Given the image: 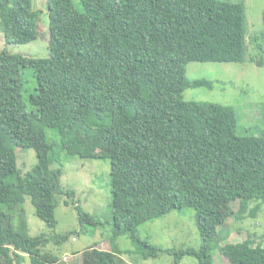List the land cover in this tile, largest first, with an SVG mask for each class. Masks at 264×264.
<instances>
[{"label":"trees","instance_id":"trees-1","mask_svg":"<svg viewBox=\"0 0 264 264\" xmlns=\"http://www.w3.org/2000/svg\"><path fill=\"white\" fill-rule=\"evenodd\" d=\"M46 1L50 56L0 53V264H22L26 256L31 264L61 261L42 252L46 235L30 236L24 205L31 197L36 215L57 227L59 199L76 197L62 184L64 152L110 160L114 236L128 235L145 259L165 250L143 239L140 226L189 208L202 247L181 251L179 258L215 264L219 249L228 264H264V243L247 238L216 245L227 218L222 207L240 200L241 219L248 203L257 202L252 217L261 210L264 135H240L232 106L184 98L188 88L202 84L189 81V63L245 62V0ZM0 16L6 44L39 37L41 11L33 0H0ZM28 69L37 80L31 110L23 94ZM50 131L59 143L49 142ZM18 148L34 149L38 157L24 177ZM77 208L82 225L100 224ZM82 255L83 264L124 261L106 242Z\"/></svg>","mask_w":264,"mask_h":264},{"label":"rangeland","instance_id":"rangeland-1","mask_svg":"<svg viewBox=\"0 0 264 264\" xmlns=\"http://www.w3.org/2000/svg\"><path fill=\"white\" fill-rule=\"evenodd\" d=\"M76 4L79 5L78 0ZM245 5L248 44L245 62L189 63L187 67L189 81L202 82V84L188 88L184 92V98L187 101L232 106L237 114L240 135L263 136L264 65H259L258 62H264V35L262 34L264 32V0H245ZM33 7L41 11L39 37L29 44H6L4 32L0 26V53L6 49L10 54L29 58L50 56V18L47 1L33 0ZM257 37L259 41L256 42ZM23 77L25 85L23 94L31 110L29 99L36 92L37 80L31 69L25 70ZM53 133V131L49 133V142L59 143V138ZM57 150L59 151L60 148L58 147ZM17 156L23 177L34 170L38 164L34 149L18 148ZM60 158L65 166L62 184L66 189L75 191L76 197L72 199L63 196L59 199L60 204L56 209L57 227L54 229L47 227L36 215L31 197H26L24 205L30 236L46 235L49 239V244L43 248L42 252H52L57 255L61 259L58 264H83V257L75 256L78 250H87L106 242L124 260L123 264H200L196 256L185 255L179 258L178 255L187 249H194L197 252L201 250L202 239L194 209H176L140 226L139 234L143 239L165 250L159 253L158 257L145 259L143 250L128 235L119 238L114 236L110 160L108 158L82 159L78 156H70L66 152ZM56 162L53 168L59 167L60 161ZM66 200L70 202L69 206L65 205ZM256 205L257 202L248 203L249 211L242 219L239 214L240 200L232 206L220 209L224 211V218H227L220 228L222 234L216 243L218 247L237 244L247 238L254 240L256 244L264 243V203L257 215L252 217L250 211ZM77 206L90 216L96 217L100 224L97 227L82 225ZM232 212L233 216H231ZM15 222L19 224L18 216L15 217ZM66 236L69 237L59 244ZM214 260L215 264H228L219 249L214 252ZM22 264H31L30 258L26 256Z\"/></svg>","mask_w":264,"mask_h":264},{"label":"crops","instance_id":"crops-1","mask_svg":"<svg viewBox=\"0 0 264 264\" xmlns=\"http://www.w3.org/2000/svg\"><path fill=\"white\" fill-rule=\"evenodd\" d=\"M84 251H85V250H83V251H79V250H78V251L76 252L77 254H76L75 256L78 257V258H81V257H82V253H83ZM82 262H83V259H82Z\"/></svg>","mask_w":264,"mask_h":264}]
</instances>
